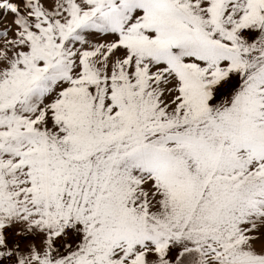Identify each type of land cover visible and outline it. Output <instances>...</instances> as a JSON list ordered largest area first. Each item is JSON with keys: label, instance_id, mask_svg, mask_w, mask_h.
Listing matches in <instances>:
<instances>
[{"label": "snow or ice", "instance_id": "snow-or-ice-1", "mask_svg": "<svg viewBox=\"0 0 264 264\" xmlns=\"http://www.w3.org/2000/svg\"><path fill=\"white\" fill-rule=\"evenodd\" d=\"M0 264H264V0H0Z\"/></svg>", "mask_w": 264, "mask_h": 264}]
</instances>
